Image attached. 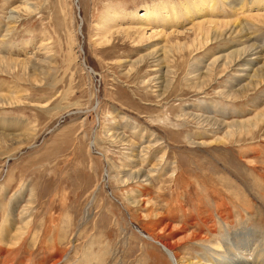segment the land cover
I'll use <instances>...</instances> for the list:
<instances>
[{
    "label": "rangeland",
    "instance_id": "obj_1",
    "mask_svg": "<svg viewBox=\"0 0 264 264\" xmlns=\"http://www.w3.org/2000/svg\"><path fill=\"white\" fill-rule=\"evenodd\" d=\"M187 1L0 0V264H187L264 231V7L217 0L203 36ZM165 2L180 23L142 17Z\"/></svg>",
    "mask_w": 264,
    "mask_h": 264
},
{
    "label": "bare ground",
    "instance_id": "obj_2",
    "mask_svg": "<svg viewBox=\"0 0 264 264\" xmlns=\"http://www.w3.org/2000/svg\"><path fill=\"white\" fill-rule=\"evenodd\" d=\"M221 1L225 2L226 0H221ZM252 2L256 6L264 7V0H253ZM241 3L242 2L236 5H241ZM166 4L168 6L162 8L154 7V6L148 7L146 12L142 14V17H144V19H146L148 23L151 22L153 19L156 21L161 20L163 17L162 16L163 9H167L168 16L166 20L168 21V24L173 25L175 23L176 24L180 23L182 16L180 13L181 11L177 9L178 5L176 4L172 5L168 2H165L164 5ZM203 4L205 5L203 6ZM245 4H242V6H244ZM184 5H185V9L187 10L185 17L186 18L189 17L190 22L196 21L197 17L199 18L198 23L200 24L198 26V29L200 31V35L209 36L208 29L204 27V24L219 26L220 24L228 23V22L215 20L212 19V17H210L214 12L219 11L217 0H203L202 3L201 0H191V1H187ZM192 6H194V10L192 9ZM234 9L235 8L233 7V10ZM137 16H139V14H137ZM196 28L197 26H195V31ZM205 30H207V33L204 32ZM239 51L240 50H238V52ZM249 51H247L246 49L243 52L241 51L240 52L242 53V55L243 54L246 55L248 54ZM217 207H219V205H217L216 208ZM224 222L226 221L224 220ZM216 225L214 224L213 228ZM225 225L226 227L224 228V233L220 235V240L212 241V243L208 246L202 245L204 248L203 252L197 254L198 256L196 257L195 261L193 260V262L187 264H264V231H261L257 228L249 229L248 226L246 225H243L242 227L235 230H230L229 228L230 224L225 223ZM220 227L218 225V228ZM144 235L146 238L160 244V246L166 252L168 257L174 263L177 262L178 257L176 252L174 251V246L171 243L168 244L166 242H161L157 240L155 237H153L151 234H144Z\"/></svg>",
    "mask_w": 264,
    "mask_h": 264
}]
</instances>
